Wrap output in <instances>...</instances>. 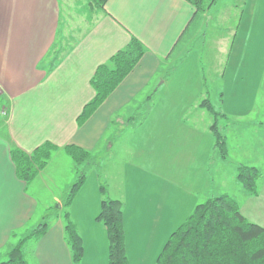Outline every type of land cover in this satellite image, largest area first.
<instances>
[{
  "label": "crops",
  "instance_id": "0c3cea01",
  "mask_svg": "<svg viewBox=\"0 0 264 264\" xmlns=\"http://www.w3.org/2000/svg\"><path fill=\"white\" fill-rule=\"evenodd\" d=\"M198 17L186 0H107L103 8L89 0H0V106L6 108V113L0 114V261L7 256L14 239L27 236L36 227L29 222L37 211L38 200L28 191L27 183L17 177L11 149L17 147L31 153L47 141L56 146L54 152H66L65 146L70 144L88 152L120 147L124 130L133 129L143 105L148 117L154 116L151 133L148 131L149 144L156 133H162L163 140L168 138L166 134L176 135L178 145L163 156L162 181L148 183L145 173L138 185V169L131 167L132 163L125 171V189L115 198L122 202L125 239L128 223L139 224L144 213L161 214L155 221L159 231L154 234L158 236L152 240L160 247L142 259L153 264L172 230L182 222L174 221L172 212L181 211V206L191 212L195 205L213 196H209L210 191L218 192L211 185L204 191H198L197 186L183 192L179 186L178 192H173L175 201L170 195L171 183L186 177L188 166L200 159L204 165L213 158L214 181L222 175L220 164L226 162L218 151L203 150V133L196 123L202 113H210L205 104L209 99L201 98V90L187 92L185 87L197 84L194 75H199L196 62H185L191 40L202 32L201 22L192 29ZM236 34H231L230 52ZM132 36L144 44L146 51L94 112L78 124L77 116L95 93L90 79L97 66L124 48ZM216 42V47L226 50V45ZM189 95L195 102L198 100L193 108L173 105L186 102ZM182 116L189 118L187 128L181 123ZM173 117L179 118V126ZM212 123L208 130L215 147ZM112 127L114 135L110 134ZM130 140L131 137L125 139L124 144L131 149ZM133 152L130 151L132 158H136ZM261 173L256 195L240 189L242 198L232 197L247 219L264 227V170ZM156 183L158 193L151 189ZM55 218L46 233L34 239L36 264H80L72 260L64 238L63 219L58 215ZM20 231L22 237H18ZM127 246L128 264H140L141 258H129Z\"/></svg>",
  "mask_w": 264,
  "mask_h": 264
},
{
  "label": "rangeland",
  "instance_id": "374dc122",
  "mask_svg": "<svg viewBox=\"0 0 264 264\" xmlns=\"http://www.w3.org/2000/svg\"><path fill=\"white\" fill-rule=\"evenodd\" d=\"M197 14L200 17L196 19V25H193L192 29H196L201 22L199 29H202V32L195 37L196 40H191L185 62H196V73L199 75H194L197 84H187L185 87L187 92L193 89L201 90V98L209 99L214 110L219 113L217 124L221 133L226 136L228 155L226 162L220 164L221 177L214 181L211 180L213 158L207 164L204 162V165H201L200 159L195 165L188 166L185 170L186 177L184 176L181 181L178 179L173 181L175 186L173 182L171 183L170 195L173 201H175L173 192H178L179 186L183 192L187 188L196 189L197 186L198 191H204L211 185V188L215 187L218 192L210 191L209 196L222 193L237 196L238 190H245L236 180V168L239 164L257 167L261 172L264 170V0H214ZM236 32L230 52V42L233 39L231 34ZM188 35L189 33L187 38ZM216 41L223 43V46L226 45V50L222 51L216 47L219 46ZM199 79L200 84H198ZM193 98L189 95L186 102H174L173 105L183 108L186 104L188 108H193L198 101L195 102ZM3 106H0V110ZM148 110L152 111V109ZM153 119L154 116L148 117L146 107L143 105L136 114L134 119L136 124L133 125V129L124 130L122 134L124 139L121 140L120 147L92 150L89 152L90 160L82 161L80 164L63 150L58 152L53 150L45 166L28 181V191L38 200L37 211L29 224L37 226L42 220H48L49 224L51 221L53 223L55 216L58 215L61 219L63 213L67 211L82 238L83 254L77 263L102 264L104 261L103 264H108L107 231L96 217L102 199H115L121 196V192L125 189V171L132 163L131 167L135 166L138 169L135 173L137 178L146 173L148 183L164 179L161 170L163 156L171 152L173 146L178 145L177 138L174 134H166L165 137L168 138L163 140L162 133L159 135L156 133L155 139L149 144L148 131L151 133ZM174 119L179 126V118ZM181 119L184 127L190 126L188 117L182 116ZM213 120V115L207 111L197 119L196 124L203 133L204 151L209 149L218 151L213 147V137L209 138L208 124ZM259 123L263 124L262 127ZM114 129L115 127L111 128V135H114ZM129 137H131V149L126 143L124 144L125 139ZM209 143L212 145L208 146ZM131 150L134 151L133 155H136V158H132ZM80 175L84 176L83 183L75 194L72 204L65 207L67 193ZM137 178L133 179L134 183ZM142 179L141 177L138 185L141 184ZM157 183L151 187L154 193H158ZM136 197L139 198V193ZM241 198L242 195H239L238 199ZM179 209L181 211L172 212L175 214L174 221H183L190 213L186 212L184 206ZM159 216L161 214L144 213L140 215V225L128 223L130 227L125 246L128 245L130 259L138 257L141 258L140 264H149V261L142 258L151 256L152 251H158L160 246H156L152 240L158 236L154 233L159 231L155 229V221ZM128 217L130 219L129 214ZM29 224L27 227H30ZM27 230L30 231L31 228ZM22 235L21 231L18 232V237ZM14 240L17 242V238ZM22 250L28 264H36L34 238H28ZM88 257L90 259H87ZM3 259H7V256ZM89 260L90 262H87Z\"/></svg>",
  "mask_w": 264,
  "mask_h": 264
},
{
  "label": "trees",
  "instance_id": "16d2710c",
  "mask_svg": "<svg viewBox=\"0 0 264 264\" xmlns=\"http://www.w3.org/2000/svg\"><path fill=\"white\" fill-rule=\"evenodd\" d=\"M107 0H89L92 5L103 8ZM201 12L214 0H186ZM146 47L132 36L129 43L115 52L107 62L97 66L90 83L94 96L84 104L77 116V123H83L104 99L114 90L142 57ZM214 120L211 130L215 138V147L221 159H226L228 146L225 135L217 125V113L206 101ZM56 146L44 142L31 153L20 148L11 149L16 175L26 183L32 180L47 163ZM77 163L90 160L89 152L79 146H65ZM261 172L257 167L239 164L236 168V180L250 195L258 193V179ZM84 176L80 175L72 184L64 201L69 207L82 185ZM64 238L68 244L74 262H79L83 254L82 238L70 220L69 213H63ZM108 235V264H128L125 246V229L122 202L118 199H102L97 214ZM49 227L48 220H42L27 236L17 239L0 264H28L22 246L28 238L38 239ZM14 234H12L13 236ZM154 264H264V227L247 219L241 212L237 200L227 193L207 198L197 204L183 221L170 233Z\"/></svg>",
  "mask_w": 264,
  "mask_h": 264
},
{
  "label": "built area",
  "instance_id": "2783aa9c",
  "mask_svg": "<svg viewBox=\"0 0 264 264\" xmlns=\"http://www.w3.org/2000/svg\"><path fill=\"white\" fill-rule=\"evenodd\" d=\"M3 109L0 110V114H5L6 113V108L3 106Z\"/></svg>",
  "mask_w": 264,
  "mask_h": 264
}]
</instances>
